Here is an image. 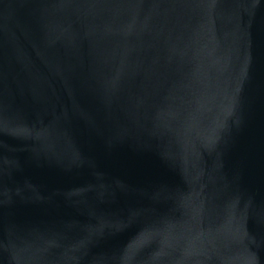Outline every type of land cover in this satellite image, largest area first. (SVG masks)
<instances>
[{"label":"water","instance_id":"1","mask_svg":"<svg viewBox=\"0 0 264 264\" xmlns=\"http://www.w3.org/2000/svg\"><path fill=\"white\" fill-rule=\"evenodd\" d=\"M0 264H264V0H0Z\"/></svg>","mask_w":264,"mask_h":264}]
</instances>
